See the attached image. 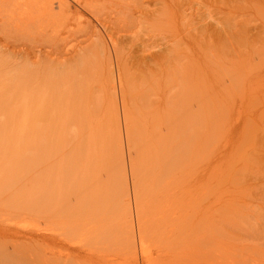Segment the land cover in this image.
Returning <instances> with one entry per match:
<instances>
[{"label":"bare ground","instance_id":"bare-ground-1","mask_svg":"<svg viewBox=\"0 0 264 264\" xmlns=\"http://www.w3.org/2000/svg\"><path fill=\"white\" fill-rule=\"evenodd\" d=\"M176 1L170 5L169 0H158L161 7L151 11L142 0H0V213L29 215L33 221L42 219L43 225L31 229L30 225L9 223L11 215L8 219L0 217V264H34L39 260V264H129V260L133 264L139 256L138 243L146 249L150 242L147 238L152 239L155 230L159 233L169 228V233H160L164 243L157 256L159 263L174 264V259L183 257L178 246L190 235L176 224L184 219L188 208L184 207V195L180 196L183 192L178 195L170 189L177 184L184 190L187 151L190 153L189 146L194 145L190 133L215 130L219 115L215 104L225 99L211 92L206 83L204 92H200L202 100L196 97L197 104L188 107L192 93L186 75L192 67L189 71L187 68L193 59L213 56L217 61L224 60L225 53L217 50L219 33L208 35L204 29L207 25L200 19L196 23L202 26L199 33L204 38L198 43L191 36L196 44L191 49L194 56L184 53L183 47L190 45L181 40L171 44L169 36H163L160 53H151L149 46L150 54L140 58L143 60L122 62L120 101L126 139L134 149L129 155L133 186L128 180L121 127H114L122 120L116 77L105 42L102 38L94 41L87 34L76 43L69 38L85 33L93 23L113 30L120 26L125 30L127 23L150 22L159 28L183 25L186 30L198 26L188 16L192 11L185 14L192 2ZM245 1L252 7L258 4L253 7L255 14H244L243 20L234 17L231 24L260 22L263 30L264 0ZM174 5L182 13L180 17L175 16ZM67 39L69 43L62 48ZM61 56L72 60L66 62L74 60L73 64H64ZM58 57L63 60L61 64ZM238 66L236 77L223 88L226 93L238 84L243 68L241 63ZM102 127L108 132L114 130L115 156L95 153ZM132 195L137 204L139 235L133 226ZM225 213V217L230 215V211ZM232 215L228 216L230 220L224 219L230 222L228 226L235 218ZM241 216L236 218H247L245 213ZM222 219L219 222L225 224ZM197 229L202 228L191 230L192 235ZM209 231L214 237L223 230L211 226ZM86 240L93 247H85ZM198 240L192 241L198 244ZM154 241L160 243L158 238ZM192 246L196 247L194 243ZM32 252H38L37 256Z\"/></svg>","mask_w":264,"mask_h":264},{"label":"rangeland","instance_id":"rangeland-1","mask_svg":"<svg viewBox=\"0 0 264 264\" xmlns=\"http://www.w3.org/2000/svg\"><path fill=\"white\" fill-rule=\"evenodd\" d=\"M142 1L149 4L146 5V8L151 11L158 10L161 7V5H158L157 3L158 0ZM172 1L175 2V0H169L170 5H172ZM178 1L179 0L176 2ZM180 2H192L190 7L185 8L188 9L185 14L188 15L190 11H192L188 16L192 20L194 19V24L196 21L203 19L204 22L201 24L205 26L207 25V30L206 28L204 29L207 31L208 35L213 34L218 36V34H216L218 32L220 36L218 39L220 42L217 44V50L225 53V57L223 58L225 61L218 60V62L217 58L213 56L206 58V62H204L205 60L203 58H201V60L197 59L198 61L193 59V63H191L192 66H190L189 69L187 68L189 71L192 67V70L187 72L186 75L187 82L189 81V88H191L189 90L190 95L191 93L193 95H191L192 99L187 105L190 108L193 106V103L196 105L198 101L196 100V97H200L202 100L200 92H204L203 87H207L206 83L209 84L211 92H216L219 95L224 96L225 99L223 102L220 101L215 104V107L219 111V115L217 114L218 116L215 118L218 124L215 130L212 132H201L200 129H198L190 133L194 141H192V144L194 143V145L193 147L189 146L191 149L190 153L187 151L189 161L185 164L184 168V190L178 188L177 184L170 189L172 193L175 191L178 195L183 192L180 196L183 197L182 195H184V207L185 209L186 206L188 208L186 212L187 214L184 213L183 215L184 219L181 220L179 225L176 224V226L183 231H186V234L189 233L190 238L193 237L195 242L199 239L198 236L200 237L197 242L198 244L192 241L193 238L192 240H190V238L187 239L188 241H184V244L183 242L180 243L181 245L179 244L178 249L184 255L188 254V256L185 257L183 255L180 259H174V264H264V34L261 35V33H264V29L262 30L263 26H260V22H252L253 24L250 23L243 25L238 23L231 24V22H233L232 19H235L234 17L243 20L242 16L244 14H255V8L253 7L258 4L255 3L256 5L252 7V5L246 3L247 1L245 0H181ZM246 6H249L247 7L248 9ZM177 8L178 6L174 5L173 11L175 10L176 12L175 16L180 17L182 13L177 10ZM130 24L127 23V26H124L125 30H123L124 28H121V26L119 27L121 30L117 28L113 30L109 26H102L100 23H93L92 28H88L85 33L82 34L79 32L80 34L78 33L76 35L77 37L74 34L73 37H69L71 41L70 39H67L66 42L60 41L62 44H59L63 45H60L63 48L69 43V41L75 42V40H80L81 36L84 34L92 35V40L94 41L99 38L104 40L106 48L110 54V63L112 64V69L116 77L115 88L117 91L118 102H120V116L122 121H120V125H114V127L118 129L120 126L122 128H119L124 139L122 149L124 148L123 151L127 157L126 165L128 170V180L130 185H132L133 178L130 172L131 166L129 155L130 153H134V149H131L133 144L126 139V128L123 123L122 103L120 101V97L123 93L121 91L122 84L120 82V77H122L121 72L123 71L122 62L129 61L131 63L149 55L150 51L147 53L150 49L149 46H152L150 49L151 53L158 51L160 53L164 48L163 36H169L168 39L172 40L171 44L175 42L177 43V41L181 40L182 44H186V46L190 45L187 48H183L184 53H187L192 57L195 53L191 51V49L193 50L196 44L191 36L196 38V41L199 43L203 41L204 35L199 33L202 31V29H200L202 27L200 23H198L199 25L196 23L198 25L195 26L196 28L194 26H188V30H186V26L184 28L183 25V27L162 26L159 28V25H156V23H152V25L150 22L149 24H135L133 26ZM155 25L158 28H156ZM210 29L213 33L208 31ZM260 31L262 32L260 33ZM68 35L69 34L65 36ZM155 35L157 36L155 37ZM228 37L229 40L227 39ZM210 38L213 37L210 36ZM61 57H63L62 59L65 58L64 61L69 59L65 56ZM61 57H58L60 64L62 63L61 61H63ZM162 60L163 59H160L159 61L162 62ZM194 60L199 66L194 63ZM66 61L63 63H71L72 65L74 62V60L73 62H71L72 60L70 62ZM159 61H157L158 64H160ZM221 61H223L224 64ZM237 62L241 63L245 70L242 68V73H240V76L237 78L238 84L236 88L229 93H226V90L223 88L228 86L229 81L233 80V77H236L238 71L235 70L239 67V63ZM235 64L238 65L236 66ZM203 77H205L206 80L202 79ZM171 84L169 86H171ZM211 92L209 93L211 94ZM96 146L95 153L101 151L106 155L111 153L115 156L117 153L114 142V130L111 129V131L108 132L105 127H102L97 135ZM187 150L189 149L187 148ZM179 177L180 176H177L176 180L179 179ZM173 179H175V176L171 178V180ZM174 188L180 191H176ZM156 192L153 196H155ZM133 195L131 196L132 210L134 212L133 226L136 229L137 235H139V224L137 218H135V215L137 214L135 206L137 204L134 203ZM224 208L228 210H225ZM226 211H230V215L233 214L231 217L237 215L236 213H239L238 216L245 213L247 218L245 217L246 219L240 220L242 216L239 217L240 219L236 218L238 216H235L233 220L231 218V223L233 222L231 226H228L230 224V217L228 216L230 215L227 213L229 223H227V221H225V223L224 219H227V217H225ZM1 212L0 217L4 216L5 218H9L10 215L13 216V218L10 216L11 220L14 219L12 221L10 218H7L9 223L30 225L31 229L43 227L42 219L33 221L34 219L32 217L31 219L29 215H27L26 217L28 218H26L20 213L15 214V212H12L8 214L6 212L3 213V211ZM222 212L225 214L223 215ZM241 212L243 213L240 215ZM212 215H215V218ZM221 215L224 217H220ZM20 216L22 217L19 218ZM212 217L216 221L218 220L216 223L213 219L215 225L212 223V219L210 221V218ZM219 217L220 219L223 218L222 220L225 224H223L222 221L221 223L219 222ZM151 221L148 222L149 225H151ZM154 225L156 224L154 223ZM211 226H215L218 230L221 229L223 231H219L214 237H210L209 228ZM194 228L206 229H197L194 231V235H192L193 233H191V230L193 231ZM171 229L163 230L165 233H158L155 230V234L157 233L159 235H153L152 239L149 237L147 238L151 243H147L148 246L146 249L142 250L141 245L138 243L139 256L137 262L133 264H150V257H152L151 259H154L153 264H161L159 263L160 259H158V257L162 244L164 243V237L163 234L161 236L160 233H169ZM220 233L221 235H219ZM155 236H157L161 244H156L157 242L154 240H157V238ZM200 241H202V243H200ZM193 243L196 247L192 246ZM84 245L87 248L93 247V245L87 240L84 242ZM198 245L201 248L197 250L199 247ZM188 247L189 250H186ZM184 250L186 252H184ZM32 253H35L34 255L37 256L36 253L38 252ZM175 254H177V251H175ZM31 255L32 254L29 255V260L33 261ZM40 255L42 256V254ZM40 261L41 260H39V263ZM36 262L34 264H39L38 261ZM129 262V264L132 263L131 260H129ZM28 263L31 264L30 262Z\"/></svg>","mask_w":264,"mask_h":264}]
</instances>
